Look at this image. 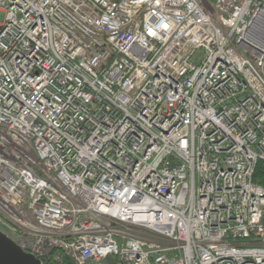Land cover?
Returning a JSON list of instances; mask_svg holds the SVG:
<instances>
[{
  "label": "built area",
  "instance_id": "1",
  "mask_svg": "<svg viewBox=\"0 0 264 264\" xmlns=\"http://www.w3.org/2000/svg\"><path fill=\"white\" fill-rule=\"evenodd\" d=\"M257 162L264 0H0V232L25 253L264 264Z\"/></svg>",
  "mask_w": 264,
  "mask_h": 264
},
{
  "label": "water",
  "instance_id": "2",
  "mask_svg": "<svg viewBox=\"0 0 264 264\" xmlns=\"http://www.w3.org/2000/svg\"><path fill=\"white\" fill-rule=\"evenodd\" d=\"M0 264H41V261L22 251L0 232Z\"/></svg>",
  "mask_w": 264,
  "mask_h": 264
},
{
  "label": "trees",
  "instance_id": "3",
  "mask_svg": "<svg viewBox=\"0 0 264 264\" xmlns=\"http://www.w3.org/2000/svg\"><path fill=\"white\" fill-rule=\"evenodd\" d=\"M252 182L264 188V162H257V164L255 165ZM41 262L42 264H49L48 262L43 260ZM64 264H71L68 258L65 259Z\"/></svg>",
  "mask_w": 264,
  "mask_h": 264
},
{
  "label": "rangeland",
  "instance_id": "4",
  "mask_svg": "<svg viewBox=\"0 0 264 264\" xmlns=\"http://www.w3.org/2000/svg\"><path fill=\"white\" fill-rule=\"evenodd\" d=\"M0 231H1V229H0Z\"/></svg>",
  "mask_w": 264,
  "mask_h": 264
}]
</instances>
